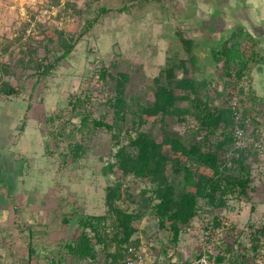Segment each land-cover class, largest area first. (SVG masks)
Returning a JSON list of instances; mask_svg holds the SVG:
<instances>
[{"label": "rangeland", "instance_id": "rangeland-1", "mask_svg": "<svg viewBox=\"0 0 264 264\" xmlns=\"http://www.w3.org/2000/svg\"><path fill=\"white\" fill-rule=\"evenodd\" d=\"M246 1L0 0V63L12 69L11 74H2L0 82L8 81L18 90L9 95L7 86L0 85V264H124L129 243L122 245L124 257L117 263L108 256L118 250L116 243L107 250L98 244L96 258L88 260L75 258L67 248L81 232V216L108 214L107 186L124 182L119 204L129 211L144 207L143 191L152 186L141 178L123 176L118 167L105 173L108 162L115 161L117 146L104 128L74 133L85 151L78 160L69 153L70 129L85 113L113 122L109 100L114 93L99 78L102 66L127 72L128 93L146 103L155 99L154 79L168 58H183L191 74L212 81L214 106L230 104L236 94L239 113L247 111L241 117L247 133H264V104L255 93L264 102V75L256 76L255 70L264 42L256 38V43H243L247 55L256 49L243 78L234 72L226 75L224 61L216 64L213 58V49L239 27L238 12L254 0ZM228 3H233L232 9ZM254 6L255 11L264 7V0H255ZM181 37L194 41L196 64ZM70 45L68 55L48 73L33 67L35 61L54 63ZM177 75L185 73L178 68ZM225 81L231 84L219 97ZM79 98L83 102L73 105ZM180 106L185 120L168 115L166 123L190 139L197 121L187 102ZM132 118L130 114L125 129L134 134ZM145 118L141 129L161 140V118ZM262 139L264 143V135ZM252 153L248 195L231 194L227 206L217 209L201 202L198 215L177 243L146 211L136 222L132 241L139 240L149 264H194L201 258L207 264H264V234L259 233L264 225V156ZM222 156L229 158L230 153ZM214 216L221 219L216 226Z\"/></svg>", "mask_w": 264, "mask_h": 264}, {"label": "trees", "instance_id": "trees-1", "mask_svg": "<svg viewBox=\"0 0 264 264\" xmlns=\"http://www.w3.org/2000/svg\"><path fill=\"white\" fill-rule=\"evenodd\" d=\"M59 33L62 34L61 31ZM181 41L190 54L189 58L196 64L198 59L192 53L194 41L183 37ZM245 41L256 43V39L239 26L232 31L222 46L213 49L214 61L216 64L224 61L226 75L232 76L234 72V76L243 78L250 61L256 57L254 48L250 54H246V47H243ZM71 49L72 45L56 57L54 63L35 61L32 57L29 60L36 62L33 67L37 72L45 74L66 57ZM178 68L183 70L184 76L177 75ZM11 73L10 64L0 63V79L2 74ZM98 75L114 93L109 100V105L113 109V122H107L104 117L94 118L91 114L85 113L79 123L70 129L69 153L73 160H78L85 151L84 145L75 139L74 133L79 131L89 134L104 128L111 132L117 146L114 153L115 161L108 162L104 167L105 173L113 172L118 167L123 176L141 178L150 182L152 186L150 190L143 191L144 207L139 205L136 211H129L119 204L125 195L124 182L119 181L107 186L105 202L108 214L86 215L79 218L81 232L73 243L67 244L70 254L79 260L95 259L98 244H102L103 249L107 250L109 244L116 243L118 250L109 253L108 256L117 263L118 259L124 257L121 253L122 245L127 243L139 245V240L132 241V238L137 232L136 222L145 216L147 210L154 215L158 226L170 232L171 240L177 243L182 231L198 215L201 202H205L212 209H217L227 206L231 194L238 197L248 195L252 183L249 158L253 151L249 148L234 147L236 124L234 111L226 101L214 106L209 92L212 81L206 78L199 79L191 74L187 60L168 58L160 75L154 79L155 99L152 102L136 101L135 97L128 93L130 75L127 72H113L109 67L102 66ZM230 84L231 82L225 81L223 92L217 93L219 97L225 95ZM0 85L7 86L5 92L9 95L18 92L8 81H2ZM80 102H83L80 98L75 99L73 105L77 106ZM182 102L188 103V112L197 121V128L192 132L190 139L169 128L165 119L171 115L185 120L181 115ZM246 113L247 111L243 110L242 115L245 116ZM130 114L133 117L134 134L125 129ZM145 117L161 118V140L141 129L146 122ZM50 122H54V118H50ZM59 131L58 134H62L61 130ZM202 132L204 134H201ZM225 153H230L229 158L222 156ZM150 191L151 194L146 196ZM220 220L214 216V226L218 225ZM259 233L264 234V225ZM258 237L259 234L255 235V239L258 240ZM32 252L30 246V253ZM221 259L222 257L218 258L219 261Z\"/></svg>", "mask_w": 264, "mask_h": 264}, {"label": "built area", "instance_id": "built-area-1", "mask_svg": "<svg viewBox=\"0 0 264 264\" xmlns=\"http://www.w3.org/2000/svg\"><path fill=\"white\" fill-rule=\"evenodd\" d=\"M229 105L236 116V124L234 126V147L239 149L249 148L256 152L259 156H264V143L262 139L264 133H262V135L260 132H257L258 136H253L247 133L245 125H243L241 122L242 114L239 113V98L236 94L232 96ZM199 261L201 264H207L205 258H201ZM198 262H195L194 264H197ZM125 264H149L145 249L141 246H134L131 243L126 245Z\"/></svg>", "mask_w": 264, "mask_h": 264}, {"label": "crops", "instance_id": "crops-1", "mask_svg": "<svg viewBox=\"0 0 264 264\" xmlns=\"http://www.w3.org/2000/svg\"><path fill=\"white\" fill-rule=\"evenodd\" d=\"M231 1H233V0H227V2H231ZM249 1L250 0H247L246 2L249 3ZM254 1L251 4L245 5L244 9L242 11L238 12L239 13L238 15L240 16L238 25L242 26L245 29V31H247L249 34H251V36L254 37L255 39L256 38L261 39V41L264 42V7L257 9V11H255L254 10V8H255ZM256 1H258V0H256ZM234 2H235V0H234ZM231 4H233V3L227 4L229 9H232ZM262 55H264V54H262ZM262 55H260L261 60L258 63V68L255 69L257 72L256 76L264 75V56H262ZM255 93L262 100L261 104H264L263 99L261 98V95L256 90H255Z\"/></svg>", "mask_w": 264, "mask_h": 264}]
</instances>
